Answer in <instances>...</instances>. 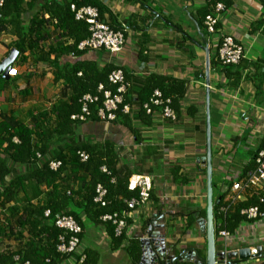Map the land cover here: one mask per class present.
Returning a JSON list of instances; mask_svg holds the SVG:
<instances>
[{
  "label": "crops",
  "instance_id": "crops-1",
  "mask_svg": "<svg viewBox=\"0 0 264 264\" xmlns=\"http://www.w3.org/2000/svg\"><path fill=\"white\" fill-rule=\"evenodd\" d=\"M27 1L24 0V3ZM46 1L69 3L74 0ZM92 1L105 10L103 22L110 27L123 28V48L117 54L100 49L81 57L69 55L62 62L93 61L100 67L113 65L124 71L133 96L129 113L134 132L119 120H87L76 125L68 137L53 136L48 145L50 151L66 154L67 148L75 144L102 146L107 143L117 154L115 170L118 179L124 177V171L129 173V177L148 176L152 189L145 204L130 210V224L124 232L126 240L118 250H112L104 226L86 222V216L82 213L81 221L85 226L80 237V249L103 251L106 254L104 257L101 254L103 264L106 258L109 262L113 261L110 254L117 260L127 254L126 249L131 241L139 243L146 225L156 222L159 228L154 230L164 236L166 244L195 248L204 257L205 235L201 234L196 221L201 218L199 213L206 208V173L198 163L206 154V50L210 62L211 58L216 59L217 46L222 38L231 37L244 52L242 61L237 66L227 67L226 72L221 66L211 67L210 64L212 193L214 201H217L230 189L234 179L242 176L256 152L262 150L264 0H84ZM215 3H221L225 9L219 14L216 31L208 34L203 24L204 12L206 8L208 12L211 11ZM41 5L38 2L32 10L25 11L22 16L25 27L39 13ZM44 18L47 19L48 15H44ZM7 29L0 33V63L13 49L11 44L16 40L11 29ZM47 30L49 37L39 46L43 51L61 42H72L68 38L60 40L53 22L49 23ZM25 57L26 63L21 68L15 66L19 74L17 82H21L22 86L13 90L12 85L16 82L0 88V120L6 115L28 122L30 113L49 112V104L39 100L46 98L38 91L42 89L31 85L26 87V82L42 80L43 89L53 90L54 100L59 96L62 83H53L52 68L46 63H37L28 53H25ZM150 75L185 82L186 93L180 101L176 121L164 120L157 113L148 125L137 119L135 95ZM27 90L28 95L25 94ZM0 157L5 159L12 177L27 171L25 166L12 164L1 150ZM63 175L65 185H69L71 191L77 194L80 187L78 180L84 178V174L80 171L74 173L67 168ZM85 179L88 180V177ZM9 180L7 177L6 182ZM49 192L50 187L27 180L23 188L14 194L13 200L0 203V227L12 225L9 232L0 234V250L15 251L35 239L28 232L29 227L14 224L16 217H12L11 210L16 207L17 215H21L28 207L43 205ZM74 199V203L79 201L77 195H74ZM191 218L195 222L188 227ZM230 234L232 240L227 251L262 247L264 253L263 222H242ZM222 243L223 240L218 238L215 245L217 252L222 251ZM59 264H74V258L71 256ZM257 264H264V256L258 258Z\"/></svg>",
  "mask_w": 264,
  "mask_h": 264
},
{
  "label": "trees",
  "instance_id": "trees-1",
  "mask_svg": "<svg viewBox=\"0 0 264 264\" xmlns=\"http://www.w3.org/2000/svg\"><path fill=\"white\" fill-rule=\"evenodd\" d=\"M41 2L39 13L34 15L28 26L23 25L22 16L25 11H30ZM216 4V3H215ZM214 4V5H215ZM75 7H95L98 16L103 21L104 9L97 3L84 2L74 0L69 3L48 2L43 0H3L0 5V33L11 29V34L16 38L11 47L17 51V57L12 65L21 68L27 57L25 53L35 59L36 62L46 63L53 70V83H62L59 96L51 105L49 112L30 113L28 122L21 120L15 116L3 115L0 120V150L9 161L18 166L27 167V171L22 175L11 176V169L5 163V159L0 157V203H7L13 200L14 194L19 188H23L27 180L34 181L37 185H46L50 187L43 205L37 207H28L24 209L21 215H17V208L13 207L11 211L14 224L17 227H29L28 232L32 234L34 240L26 242L24 246L13 251L10 249L0 250V264H22L25 261L34 264H59L66 258L73 257L78 261L77 256L61 255L57 252L58 237L62 233L54 222L57 215H65L72 217L77 224L83 228L85 223L81 221V214H85L86 222L104 226L107 236L110 239L112 250H118L122 243L126 240L125 233L116 236L115 227L109 221L101 219L104 215H112L127 210V202L133 198H137L138 192L130 191L127 188L129 173L124 171V177L119 180L118 173L115 170L117 163V154L113 147L105 143L102 146L75 144L74 147H68L67 153L50 151L48 142L53 136L68 137L72 134L73 128L84 122L72 121L70 117L80 112L79 100L83 95H97L98 102L90 107V117L87 120H99L97 117V109L102 106V94L98 93V85H103L105 90L116 93L118 85H113L108 81V76L116 70H120L113 65H105L100 67L96 62L79 60L74 63L62 62V59L69 55L73 57H81L85 51H78L77 45L89 37L88 25L83 21H76L74 13L70 10V6ZM214 7V6H213ZM212 11V10H211ZM211 11L205 9V16ZM44 15H48L45 19ZM204 16V18H205ZM53 22L54 30L59 33L60 40L62 38L71 39L70 44L59 41L54 47H48L46 51L39 48L42 42L49 37L47 30L49 23ZM113 31L122 30L120 27H110ZM125 36V35H124ZM53 56V58H50ZM211 67L221 66L225 72L227 67L222 66L216 55L211 58ZM122 71V70H121ZM125 81L128 83L126 91L122 94V104L119 105L115 112V122L119 120L123 126L134 130L131 127L130 113L122 111L123 105L130 108L133 96L130 91V83L128 76L122 71ZM9 77L4 80L0 77V88L5 85L15 84L19 79ZM184 81H172L165 77L150 75L148 76L140 91L135 95L137 98V119L141 120L145 125L150 123L155 113L159 114L162 107H154L149 104L155 90L162 95V100H169L170 109L178 118L180 110V101L186 93ZM25 94H29L28 90ZM149 104L151 114H146L143 106ZM177 120V119H176ZM170 121V120H168ZM86 122V121H85ZM17 140V142L14 141ZM260 147L264 149V138L260 142ZM78 152H84L88 155L85 162H81ZM52 153V154H50ZM39 156V157H38ZM50 161H59L60 167L53 171L49 168ZM253 167V161L250 162L242 175ZM69 168L74 173L82 172L84 178H79V192L74 194L69 185H65L63 173ZM105 168L106 172L102 171ZM7 177L10 178L6 182ZM88 177V180L85 178ZM101 185L106 190L104 197L105 205L101 206L94 202L96 197V187ZM84 191V192H82ZM70 192V194H69ZM74 195L78 200L74 203ZM224 195H221L213 205V221L215 227V245L218 240V232L225 230L233 233L234 230L245 221L240 214V210L250 206L258 207L260 212H264V203L259 202L258 197L254 196L246 201H241L235 206L230 207L226 213H220L219 209L223 206ZM48 210L49 215L44 216V212ZM201 218L205 217V211L199 213ZM191 218L188 227L194 225ZM127 226L130 221L127 219ZM12 225L0 227V234L10 231ZM43 235V236H42ZM38 237V239H36ZM81 235L79 236V238ZM133 263L138 264L140 260L139 243L136 240L131 241L130 246L126 249ZM85 259L81 264H99V253L94 249H86L84 251ZM17 258V259H16ZM48 260V262H46Z\"/></svg>",
  "mask_w": 264,
  "mask_h": 264
},
{
  "label": "built area",
  "instance_id": "built-area-1",
  "mask_svg": "<svg viewBox=\"0 0 264 264\" xmlns=\"http://www.w3.org/2000/svg\"><path fill=\"white\" fill-rule=\"evenodd\" d=\"M3 0H0V5ZM224 6L221 3H216L212 11L204 18V28L208 34H213L216 31V25L219 14L224 11ZM70 10L74 13L76 21H83L88 25L89 37L81 41L77 45L78 51L92 52L96 50H105L110 54L119 53L124 45V30L113 31L109 25L101 21L98 16V11L93 7H75L70 6ZM217 59L222 66H237L244 58L243 48L236 44L231 37H223L217 46ZM8 77L18 76V69L13 66L7 72ZM108 81L113 85H118L116 93H111L105 90L103 85H98L97 91L102 94V106L97 109V117L100 121L112 122L115 120V112L118 110L120 104H122V94L129 86L125 81V76L121 70L113 71L108 76ZM99 97L97 95H83L79 100L80 112L72 115L70 119L72 121L85 122L90 117V107L98 102ZM149 104L154 107H162L159 115L164 120L176 121V114L170 109L169 100H162V95L158 90H155ZM149 104H145L143 108L146 114H151ZM122 111L129 112V106L123 105ZM17 142L16 139H14ZM78 156L81 162H85L88 159V155L84 152H78ZM39 157V156H38ZM60 167L59 161H50L49 168L53 171ZM103 172H106L105 168H102ZM128 190L137 191V198H133L127 202V210L121 211V213H114L112 215H104L101 217L103 221H109L115 227L114 232L116 236H121L127 228L126 221L129 218L130 210L140 207L145 204L150 196L152 189V181L150 177L144 175H132L128 179ZM106 190L101 186L96 187V197L94 202L105 205L104 197ZM258 197L259 202L264 203V149L256 152L253 158V167L247 170L241 177H237L232 182L230 189L224 194L223 206L220 207V213H226L230 207L235 206L239 202L246 201L251 197ZM240 214L245 218L246 222H263L264 212H260L258 207L250 206L240 210ZM49 211L44 212V216L47 217ZM55 226L61 230V234L58 237V244L56 250L61 255H73L78 257V261L74 260V264H81L84 259V250L80 249V238L82 228L77 222L70 216L57 215ZM215 228V227H214ZM218 237L223 240L222 251L224 256L217 264H257L258 259H249L247 261L232 263L233 260L227 259V254L233 252H240L242 249L235 251H227V247L230 245L232 237L231 234L225 230L218 232ZM249 250L251 256H256L258 251L257 247L246 248ZM17 259V258H16ZM48 262V260H46ZM22 264H34L28 261Z\"/></svg>",
  "mask_w": 264,
  "mask_h": 264
},
{
  "label": "water",
  "instance_id": "water-1",
  "mask_svg": "<svg viewBox=\"0 0 264 264\" xmlns=\"http://www.w3.org/2000/svg\"><path fill=\"white\" fill-rule=\"evenodd\" d=\"M209 52L206 50L205 61V109H206V154L200 158L198 163L206 173V208L205 217L197 219L196 223L201 234L205 235L206 252L202 257L195 248L181 247L169 245L165 243L164 236L157 230L159 228L156 222H151L146 225L143 236L139 238L140 245V260L138 264H217L223 258V252H217L215 247V228L213 221V205L215 203L212 193V166H211V124L209 110V74L210 62ZM17 51L11 49L6 58L0 63V77L4 80H9L7 72L11 69ZM257 255L251 256L248 249H242L240 252L227 254L228 260H233L232 263L244 262L249 259H258L264 256L263 248H257Z\"/></svg>",
  "mask_w": 264,
  "mask_h": 264
},
{
  "label": "rangeland",
  "instance_id": "rangeland-1",
  "mask_svg": "<svg viewBox=\"0 0 264 264\" xmlns=\"http://www.w3.org/2000/svg\"><path fill=\"white\" fill-rule=\"evenodd\" d=\"M21 84H22L21 82H19V83L17 82V84L12 85V89L16 90L17 88H19V85H21ZM30 85L34 86L36 88L42 89V91L39 90V89H38V91H40L44 95V97H46V98H42L41 97L39 100L44 101L45 104H47V105L49 104V106H50V103H52L54 101V98H55V95H53V90L52 89L51 90L43 89V87L41 86V85H44L42 80L31 82V83L30 82H26L25 86L28 87ZM49 87H50V85H49ZM139 247H140V245H139ZM98 253L100 254V260H101V261L99 260V264H103L102 259H101V254H102L103 257L106 254L103 251H101V253H100V251H98ZM202 253H204V252H202ZM110 257L112 258L113 261L109 262V260L106 258L105 259V262H106L105 264H135V263L132 262V260H131V258H130L128 253L125 254L124 256H121L117 260L115 258H113L111 254H110Z\"/></svg>",
  "mask_w": 264,
  "mask_h": 264
}]
</instances>
